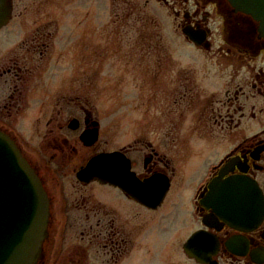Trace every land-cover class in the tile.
Wrapping results in <instances>:
<instances>
[{
  "label": "flooded vegetation",
  "instance_id": "af4514ba",
  "mask_svg": "<svg viewBox=\"0 0 264 264\" xmlns=\"http://www.w3.org/2000/svg\"><path fill=\"white\" fill-rule=\"evenodd\" d=\"M59 1L12 0L11 19L0 31ZM161 1L180 18L185 44L214 70L211 77L203 72L201 86L185 71L164 86L181 94L173 98L180 107L196 103L200 90L213 95L198 119L202 129L195 145L211 162L195 189L189 218H181L185 260L164 264H264V30L230 0ZM119 18L110 24L119 25ZM213 18L221 19L219 29L211 28ZM52 25L16 22L17 36L0 38V130L16 142L50 200L48 236L37 264H144L150 253L144 238L165 214L176 181L184 183L179 180L195 147L187 144L190 137L168 134L166 140L165 133L156 140L148 117L131 118L132 134L123 138L118 134L123 118L105 117L108 102L95 100L92 94L101 92L88 72L77 91L65 87L64 101L54 94L50 99L56 101L44 102V61L69 55L73 46H105L99 38H55ZM153 83L146 75L142 90L153 91ZM126 104L111 102L110 109L118 115ZM45 106L52 109L49 116ZM177 161L183 166L178 174ZM194 235L197 256L185 248Z\"/></svg>",
  "mask_w": 264,
  "mask_h": 264
},
{
  "label": "rangeland",
  "instance_id": "374dc122",
  "mask_svg": "<svg viewBox=\"0 0 264 264\" xmlns=\"http://www.w3.org/2000/svg\"><path fill=\"white\" fill-rule=\"evenodd\" d=\"M130 5L135 7L133 12L128 14ZM40 14H27L23 18H15L9 26L0 31V38L17 36L12 33L16 22L38 20L53 24L55 38H99L105 45L100 47L92 43L89 49L84 46H73V51L68 52L69 55H54L53 58L44 61L42 76L46 81L44 85L47 86L42 92L44 102H54L57 99L64 101L62 96L67 92L65 87L68 85L74 92L77 91L79 82L85 79L88 72L94 75V85L101 92L92 94L93 97L98 104L101 101L108 102L104 110L105 117L123 118V124L120 126L122 131L118 132L123 138L132 134L129 130L132 125L131 118L148 117L154 122L156 140L162 139L165 133L166 140L168 134H173L176 139L190 137L187 144L195 147L198 141L196 135L202 129V123L198 119L202 118L204 103H209L213 95L200 90L196 94V103L180 107L173 103V98L181 94L170 93L169 87L165 91L164 86L169 84L170 77L182 76L184 71L192 73L198 85L197 81L204 78L203 72H208L211 77L214 70L205 64V60H200L199 52L185 44L178 26L181 20L176 17L171 7L161 0H60L58 3L48 5L46 12ZM117 16L120 17V24H110ZM220 23V18H213L210 26L214 30L219 29ZM100 24L105 27L98 28ZM191 58L194 61H191ZM56 73L58 79L55 78ZM144 74L147 77L151 74L154 78L153 91L142 90L141 84L146 77ZM203 80L202 87H205L203 85H206V79ZM223 81L221 78L220 84L216 85L221 87ZM135 82L139 87H135ZM54 94L58 95L57 99H50ZM216 95L222 97L223 94L218 89ZM118 101L128 104L123 105L120 114L116 115V110L110 109V103ZM43 111L49 116L52 109L45 106ZM125 119L127 121H124ZM119 139L118 136V141ZM181 161L174 164L177 174L183 167ZM210 162L204 149L195 147L190 152L179 180L180 183L183 181L184 183L180 185L176 181L173 193L166 199L162 211L165 214L160 216L161 219L156 218L158 221L144 238L150 247L149 255L143 259L144 261L147 258L144 264H164L166 261L175 263L185 260L182 248L184 238L181 234L184 232L181 230L184 224L182 214H187L185 220L189 218L195 189ZM169 213L171 216L166 218ZM166 225L173 228L166 229ZM141 242L143 238L138 239V244Z\"/></svg>",
  "mask_w": 264,
  "mask_h": 264
},
{
  "label": "water",
  "instance_id": "95a60500",
  "mask_svg": "<svg viewBox=\"0 0 264 264\" xmlns=\"http://www.w3.org/2000/svg\"><path fill=\"white\" fill-rule=\"evenodd\" d=\"M230 1L260 21L264 30V0ZM11 15L12 0H0V26ZM49 221L50 200L38 174L16 142L0 130V264H37ZM197 239L192 236L185 246L192 256H197L191 249Z\"/></svg>",
  "mask_w": 264,
  "mask_h": 264
}]
</instances>
